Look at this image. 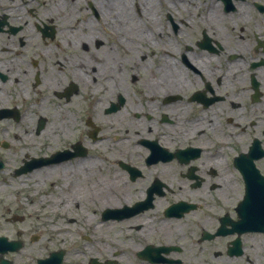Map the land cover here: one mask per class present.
<instances>
[{
  "label": "flooded vegetation",
  "instance_id": "flooded-vegetation-1",
  "mask_svg": "<svg viewBox=\"0 0 264 264\" xmlns=\"http://www.w3.org/2000/svg\"><path fill=\"white\" fill-rule=\"evenodd\" d=\"M113 1L126 0H0V150L11 151L14 126L19 129L27 123L33 125L32 135L46 134L57 141L55 149L33 156L25 149L43 148L47 143L37 139L29 142L23 135V147L15 134L24 152L19 165L13 164L14 170H8L10 175L13 177L24 161L34 158L54 159L45 167L87 160L91 147L104 142L123 151L121 158L129 161L120 167L134 185L143 187L141 196L122 208L143 203L146 207L112 221L142 219L146 224L152 222L149 211L155 209L158 213L153 212V217L162 224L160 230L178 233L154 241L146 234L142 243L112 253L113 261L101 259L95 248L85 253L92 256L85 264H118L127 253L141 264H264L263 218L238 211L248 193V183L256 189V196H264V0H154L156 5L151 10L146 0H128L127 12L142 31H148L146 36L135 32L139 37L135 39L129 37L128 30L117 31L116 20L127 12L118 13L116 6L109 9ZM176 41L180 93L159 94L152 87L134 95L106 89L105 97L101 95L99 80L115 88L114 82L123 75L116 58L119 50L135 55L131 46L144 43L156 57L151 47L167 44L174 49ZM114 46L118 47L115 54ZM168 51L164 58H177ZM133 63L137 70L135 60ZM87 88L93 100L91 107L82 110L85 120L81 126L93 130L84 135L78 134L76 125L68 128L72 120L65 115L67 105L79 97L75 95ZM129 97L135 98L130 102ZM156 98H160L159 106ZM53 105L55 108L50 109ZM96 112L104 116L101 128L90 116L86 119ZM123 112L125 119L131 116L129 121L141 126H116L107 118ZM177 135L182 137L174 138ZM35 142L41 145L36 147ZM0 157L6 165L4 172L11 165L3 154ZM234 185L239 190L237 204L219 193ZM191 189L197 190L193 198ZM168 192L174 201L157 210ZM209 195L225 208L206 218L214 223L212 230L203 220L194 219L213 206L203 204ZM194 220L201 232L197 238L190 227H194ZM145 224L129 229L142 233ZM251 224L261 230L249 228ZM0 229V238L22 244L17 252H0V264H24V257L30 260L28 264L50 259L51 264H72L68 253L74 259L80 256L63 245L46 258H34L24 249L28 230L20 227L11 239L1 224ZM60 232L65 233L63 229ZM93 240L97 243L96 238ZM209 244H215L211 259L205 257V249L212 248L207 247ZM60 253L62 260L57 257Z\"/></svg>",
  "mask_w": 264,
  "mask_h": 264
},
{
  "label": "rangeland",
  "instance_id": "rangeland-1",
  "mask_svg": "<svg viewBox=\"0 0 264 264\" xmlns=\"http://www.w3.org/2000/svg\"><path fill=\"white\" fill-rule=\"evenodd\" d=\"M166 31L168 32V30ZM142 45L144 46H131L132 51L135 55H126L122 53L121 50L118 51V47H113L114 54L116 53L114 48H116L118 51V53H116V58L118 60L117 63L121 65L120 68L123 70V75H120V77H118L117 83L114 82V85H116L115 88H111V86L108 87L107 85H105L104 81L99 80V83L103 86V89H99V92L103 97H105L106 89H119L120 91L123 90L126 95H134L136 94L135 92H138L140 89H151L152 87H154V84L158 85V83L155 80L154 84H147V80L148 78L156 79L158 77V71L161 65L158 60V57L164 56L165 51H163V49L166 48V51L171 50L174 52V55L175 53L178 55L177 41L174 45V49L169 48L167 44L158 45L157 47H151V49L157 53L156 57H153L151 55V52L148 50L149 45H145L144 43H142ZM119 53L121 55H119ZM134 60L136 64H138V60L142 61L143 63L141 65L139 64V68L137 70H134ZM174 61L178 62V57ZM142 65L144 67H142ZM174 72H177L179 76L174 80V82L176 83L175 89H173L174 91L169 88V90L165 92L159 91V94L167 93L170 91L179 93L181 92L180 72L179 70H174ZM132 79H134V84L132 82ZM107 84H109V82ZM166 85L168 84L166 83ZM90 94L91 89L87 88L86 92L84 91L75 95L79 97L77 99H74V101L68 104L66 107V112H68V115L65 116L66 118H70L72 120V123L68 128L76 125L78 134L86 135V133H88L90 130H93L87 126H84L82 129L81 126V122L85 120L84 116L82 115V110L85 108V106H92L91 100L93 99L89 96ZM115 97L116 95H114V98ZM134 98L135 97H129V101H133ZM159 99L156 98V105L158 106L160 105ZM142 103H144V101H142ZM53 107L55 108V106L53 105L50 107V109ZM124 115V112L123 114L120 113V121H122V125L127 127V120L133 118L131 116H128L125 119ZM89 116L94 119V123L96 124V126L100 128L102 127V118H104L103 115L98 116L96 112L95 115L88 114L86 119ZM50 126H52V124ZM56 127L57 122L55 121L54 128ZM32 128L33 125L31 123H27L25 125L22 124L19 129L18 125L14 126V144L12 146V150H0V154H3V157H7V160L9 161L10 165H19V162L22 161V156L24 152V149L19 146V143H17V141H15V134L21 136L24 135L26 140L29 142H31L30 139H37L47 143L43 148L25 149L26 153L33 154V156L45 154V152L48 153L47 151L50 148L51 150H53L55 149V147H57V141L53 140L50 135L44 134V136H38L36 133H33L32 135ZM123 148H125V146H123L122 149ZM91 150L92 151L90 152V157L98 158L100 161V167L98 169H93L92 166H88L90 170L92 169L90 171L92 172V181H89L85 184L82 183L83 181L81 182V178L84 177L85 179V176H87L90 172H85L83 168L78 169V165H73V168L75 170L74 172L68 171L67 174L59 172L58 175H56V177L52 180H46L43 177L40 178L39 182L41 184L38 189H34V182L32 181V179H29V175H24L23 177L19 178H13L8 170L4 171L3 173H1L2 171L0 172V224L4 229L8 230L7 233L11 234L9 235L11 239H15L16 231L19 230L20 227L28 230L27 237L24 236V239L28 238L27 244L24 249L26 253L28 251H31V254L34 256V258H46L49 256L50 251L58 249L60 248V246L66 245L72 253H78L80 255L77 259H74L68 253V255L71 257L70 261H72V264H75L74 260L80 264H85L88 260L92 259V256H89L85 253L92 252V250L95 248L99 250L101 259L105 258L106 261H110L113 257L112 253H114L115 251L123 252L122 250L130 248V246L134 247L136 243H142L141 239H144V236H146V234L149 236L150 239L154 241L155 239L175 237V235L178 233L176 232L177 230H173V233H169L166 231L170 229L160 230L162 224H159L157 220H155V218L153 217V212L158 213L157 211H155V209L154 211H149V215H151L152 222L146 224L144 221H142V219H133L130 222L125 221L126 225L123 226V228L117 227L116 230L113 231L110 235H104L103 233H99L96 237H94V235L90 234V232L82 233L79 229L80 225H78L77 217L79 218V214H81L83 208H85L89 216L92 215L94 211L101 216L103 211H105L106 207L109 209H122L124 205H132L134 203L133 201L136 200L134 198H139L141 196L140 190L143 189V187H140L138 184L134 185L133 182L128 179L127 173H125L122 167H120V163H127L129 161L128 158H121L120 155L123 153L121 149H119L118 147H109V145H107L106 143L104 144V142H98L96 145H93L91 147ZM106 154L109 155V157L106 156ZM90 157L87 159V161H89ZM72 162L75 163V161ZM112 181H115L117 183L116 185L119 188L118 193H121L120 198L122 197V199H119L118 197H116V195H109L108 192H106V183ZM70 182H74L77 185L76 194H74L82 201L79 203V210H75L74 208H72L71 205L67 204L68 192L66 194L65 186ZM186 191L187 189L185 188L184 193ZM238 192L239 190L234 185L233 187L228 188L225 191H220L219 193L222 194L221 197L225 200H229L230 203L237 204L238 200H240L239 197H237ZM212 193L215 194V192ZM196 194L197 190L193 191L191 189V198L195 197ZM99 195L101 201H108L112 199L115 200L118 204L111 202L102 206L99 203ZM206 198V202L203 201V204L208 203V205L211 204L213 206L205 208L202 211L203 213H201V215H198L194 219L199 218L203 220L207 227L212 230L213 228H211V225H214V223L211 221V219L206 220V218L208 216L215 217L216 215H218V213H221L225 208L223 205L219 204L218 201L216 202L215 198L211 197V195L207 196ZM131 199L132 201L128 202V200ZM172 201H174L173 196L170 192H168L166 197L158 202L157 210L164 209V207L169 205L168 203ZM230 208L231 210L229 211L233 212L232 206H230ZM53 210L54 212L52 213L51 211ZM62 213H66L67 216L62 215ZM7 216H9L11 219H5V217ZM11 216H14V218ZM16 218L23 219V222L19 220H16V222H14ZM138 224H140L139 226H143V224H145V229L142 231V233H139L135 230H130L133 225L137 226ZM188 224L190 225V223ZM169 226L173 227L172 225ZM184 227L185 228H183L182 231L186 229L185 225ZM190 227L196 233L195 238L200 236L201 232L198 231L199 228L196 227L195 220L194 227L191 225ZM61 229H65V233L60 232ZM128 229L130 234H128ZM142 229L143 227H141V230ZM1 230L2 229H0V231ZM165 232L166 235H164ZM87 237L96 238L97 243H94L92 241H86L85 238ZM34 238L37 239L36 244H32L31 239L34 240ZM209 246H212V248L205 249V257L211 259L214 258L213 254L215 253V244L207 245V247ZM122 257V261H120L119 259L118 264H141V262L136 257L134 258V256L129 253L124 254V256ZM22 260L24 264H28V262L30 261L25 257L22 258Z\"/></svg>",
  "mask_w": 264,
  "mask_h": 264
},
{
  "label": "bare ground",
  "instance_id": "bare-ground-1",
  "mask_svg": "<svg viewBox=\"0 0 264 264\" xmlns=\"http://www.w3.org/2000/svg\"><path fill=\"white\" fill-rule=\"evenodd\" d=\"M154 0H146L144 3L147 4L148 9H152L156 4L153 3ZM129 4V1H123V2H112V5L110 7H108L109 9L112 8V6H116L118 7V13H123L124 11H128L127 5ZM116 19V18H115ZM154 20V19H152ZM117 22V27L119 29H117L118 32H122L124 33V30H128L129 32H131L129 34V37L131 39H135V38H139L137 34H141L142 36H146L148 35V31L144 32L141 29V26H139V22L136 21L135 17H133L130 13H126V15L124 16V18H120L116 20ZM155 22V20H154ZM136 32V33H135ZM140 35V36H141ZM119 38V37H118ZM144 39H146L145 37H143ZM177 56V54H176ZM178 57V56H177ZM177 59V58H176ZM159 62L161 63L160 68H159V75L156 79H150L148 78L147 80V84H154V81L156 80L158 85L154 84V89H158L159 91H166L169 90V88H171L172 90L175 89V85L176 83L174 82L175 78H178V74L177 72H174V70H179V61H174V59L172 58H163V57H158ZM112 61H116L114 56H112ZM139 64H143L141 61L138 62V64H136V68L139 67ZM89 71L91 69H88ZM191 81H195V78H192ZM168 85H166V83ZM174 82V83H173ZM184 83V82H183ZM181 86V85H180ZM104 103V101L102 102ZM175 112V111H174ZM107 118H109V120L115 124L116 126H120L121 125V117L119 114L117 115H110ZM128 122L126 123L127 127H136L137 125L141 126L140 122L139 124L136 123L135 121H129V119L127 120ZM182 123V121H181ZM65 125H62L61 123V127H64ZM182 136L177 135L174 138H180ZM41 143L40 142H35L34 146L38 147L40 146ZM84 160V159H77V161H75V163L73 162H66L65 164H58L56 166H51V167H45L43 168V170H35L34 172H32V175L29 177V179H32L34 182V189H38L40 187V182L39 179L40 178H45L46 180H52L56 177V175H58L59 172H63L64 174H67L68 171H72L74 172V168L73 165H78V169L79 168H83L85 172H90L91 170L89 169L88 166H92V168L94 169H98L100 167V161L98 158H90L89 161ZM81 164V165H80ZM71 172V173H72ZM91 174L92 172H90L87 176L81 178V182L83 184L88 183L89 181H92L91 178ZM62 178V177H61ZM27 181V180H26ZM36 181V182H35ZM117 183L115 181L112 182H107L106 183V192H108V194L110 195H116V197H118L119 199H122V197L120 198V192L118 186L116 185ZM76 183L74 182H70L69 184H67L65 186V191L66 194L68 196V202L67 204L71 205L72 208H74L75 210H79L80 207V202L81 199L76 197ZM10 188V187H9ZM75 193V194H74ZM99 198V203L100 205L104 206V204H109V203H116L118 204L115 200H108V201H101L100 199V195L98 196ZM120 202V201H119ZM121 203V202H120ZM84 205V204H83ZM95 206V205H94ZM107 206V205H105ZM52 213L54 212L51 211ZM68 213V212H67ZM62 215L67 216L66 213H62ZM78 219V225L79 229L82 233H88V232H92L93 234H99V233H103L104 235H110L112 234L113 231L116 230L117 227H122L126 225L125 222H117V221H112V222H116V223H112V222H108V221H103L101 219V216L96 213L94 211V213L92 215H88L87 211L85 210V208L82 209L81 214H79V218Z\"/></svg>",
  "mask_w": 264,
  "mask_h": 264
},
{
  "label": "water",
  "instance_id": "water-1",
  "mask_svg": "<svg viewBox=\"0 0 264 264\" xmlns=\"http://www.w3.org/2000/svg\"><path fill=\"white\" fill-rule=\"evenodd\" d=\"M35 167V162L34 163H30L28 164L23 170L19 171L20 173H24L25 171H28V170H31V169H34ZM248 200V199H247ZM245 200V202L247 201ZM253 204V203H252Z\"/></svg>",
  "mask_w": 264,
  "mask_h": 264
}]
</instances>
